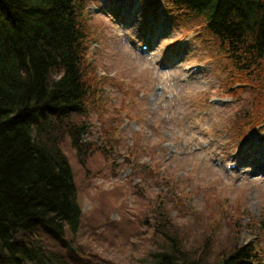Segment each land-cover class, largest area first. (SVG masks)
I'll return each instance as SVG.
<instances>
[{"label": "rangeland", "instance_id": "obj_1", "mask_svg": "<svg viewBox=\"0 0 264 264\" xmlns=\"http://www.w3.org/2000/svg\"><path fill=\"white\" fill-rule=\"evenodd\" d=\"M87 12L100 84L84 142L101 152L81 160L67 137L62 149L88 229L74 243H45L64 264H140L146 248L172 242L210 264L220 239L254 241L264 262V139L238 125L247 99L264 93V69L230 76L200 24L163 4L90 0ZM157 226L168 235H155Z\"/></svg>", "mask_w": 264, "mask_h": 264}, {"label": "trees", "instance_id": "obj_2", "mask_svg": "<svg viewBox=\"0 0 264 264\" xmlns=\"http://www.w3.org/2000/svg\"><path fill=\"white\" fill-rule=\"evenodd\" d=\"M144 1L200 24L202 35L228 60L230 76L264 69V0ZM88 2L0 0V264H64L44 236L62 241L70 236L74 243L88 229L62 149L67 137L81 160L101 152L96 143L84 142L89 102L98 97L100 84L90 59ZM238 118L250 132L264 123V93L247 99ZM240 230L234 234L238 240ZM152 232L168 235L158 226ZM155 235L150 239L157 240ZM219 241L210 264H264L254 241ZM65 248L75 252L69 243ZM137 262L207 264L196 247L181 242L146 248Z\"/></svg>", "mask_w": 264, "mask_h": 264}, {"label": "water", "instance_id": "obj_3", "mask_svg": "<svg viewBox=\"0 0 264 264\" xmlns=\"http://www.w3.org/2000/svg\"><path fill=\"white\" fill-rule=\"evenodd\" d=\"M72 249L75 251V248L72 247ZM1 255H2V252H1V249H0V258H1Z\"/></svg>", "mask_w": 264, "mask_h": 264}]
</instances>
